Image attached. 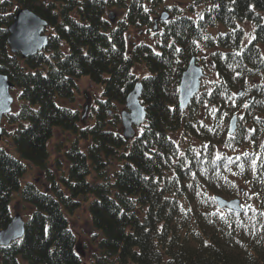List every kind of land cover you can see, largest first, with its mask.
<instances>
[{
    "label": "trees",
    "instance_id": "16d2710c",
    "mask_svg": "<svg viewBox=\"0 0 264 264\" xmlns=\"http://www.w3.org/2000/svg\"><path fill=\"white\" fill-rule=\"evenodd\" d=\"M20 8L48 25L47 46L27 59L7 44ZM130 30L150 40L130 43ZM192 58L205 77L181 111ZM0 74L14 100L0 231L13 210L25 223L0 264H81L67 217L82 206L97 237L91 264H264V0H0ZM81 78L102 87L89 124L56 103L73 102ZM138 81L146 119L126 141L119 110ZM56 128L72 141L51 164ZM32 169L40 177L26 180Z\"/></svg>",
    "mask_w": 264,
    "mask_h": 264
},
{
    "label": "water",
    "instance_id": "95a60500",
    "mask_svg": "<svg viewBox=\"0 0 264 264\" xmlns=\"http://www.w3.org/2000/svg\"><path fill=\"white\" fill-rule=\"evenodd\" d=\"M110 20L113 19L110 15ZM161 21L167 19V14L162 13ZM47 23L27 8H20L14 13L12 23L7 28V44L11 54H18L22 59H27L43 51L48 44V36L45 34ZM157 21H154L153 30ZM205 77L203 70L192 58L185 71L182 73L177 94V104L181 111H185L192 99L200 92L201 80ZM12 88L7 77L0 74V138L2 135L1 122L3 116L10 114L13 98L10 94ZM142 85L137 82L125 99V109L120 113L122 137L128 141L134 138L135 129L141 127L146 118L144 106L140 103ZM84 115L81 117L83 120ZM236 130V116L229 121L228 134L232 136ZM219 209H228L233 212L241 210L239 200L226 201L220 197L214 198ZM24 221L16 213L9 224L0 231V247H7L12 242L20 240L24 235Z\"/></svg>",
    "mask_w": 264,
    "mask_h": 264
},
{
    "label": "rangeland",
    "instance_id": "374dc122",
    "mask_svg": "<svg viewBox=\"0 0 264 264\" xmlns=\"http://www.w3.org/2000/svg\"><path fill=\"white\" fill-rule=\"evenodd\" d=\"M130 43L149 41V36L143 31L137 32L136 30H130ZM134 72L140 78L145 74L141 67H135ZM102 93V87H98L91 83L87 78H81L77 81V90H74L73 102L69 100H61L58 98L56 103L61 106L68 107L70 109L76 110L80 115H84V123L89 124V117L92 115L95 109L96 100L100 99ZM121 111V110H119ZM119 130L122 131L121 125ZM72 141V137L68 134H63L56 128L53 131V137L48 143V150L50 152L51 161L58 158V150L67 146L68 142ZM39 173L36 170H31L30 174L27 175L26 180H34L39 178ZM24 180H22V183ZM17 210H13V215L16 214ZM68 226L76 240V253L81 260V264H91L92 258L97 254V237H95V231L91 225V218L87 211L86 206H82L73 214L67 217Z\"/></svg>",
    "mask_w": 264,
    "mask_h": 264
}]
</instances>
